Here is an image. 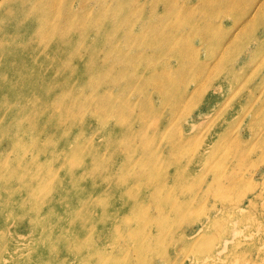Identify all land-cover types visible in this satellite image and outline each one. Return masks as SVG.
I'll list each match as a JSON object with an SVG mask.
<instances>
[{
  "label": "rangeland",
  "instance_id": "rangeland-1",
  "mask_svg": "<svg viewBox=\"0 0 264 264\" xmlns=\"http://www.w3.org/2000/svg\"><path fill=\"white\" fill-rule=\"evenodd\" d=\"M20 3L0 0V38L50 74L66 43L76 117L46 124L28 82L0 110V264H264V0ZM21 7L42 23L16 31Z\"/></svg>",
  "mask_w": 264,
  "mask_h": 264
},
{
  "label": "bare ground",
  "instance_id": "bare-ground-1",
  "mask_svg": "<svg viewBox=\"0 0 264 264\" xmlns=\"http://www.w3.org/2000/svg\"><path fill=\"white\" fill-rule=\"evenodd\" d=\"M21 2L20 5L25 7L23 3L27 0H18ZM125 5H120L119 8H124ZM23 7L17 8L16 13L20 16H24V18L17 22V30L16 31H28L31 27V24L28 23L29 20L32 24H34V19L37 21V24L42 23V19L38 14H34V16H29L27 10L23 13ZM26 9V8H25ZM10 14V10L5 11L0 16L6 17ZM11 16L14 15V12L10 14ZM39 29V28H38ZM104 31L108 34L111 30H107V27L103 26ZM208 29L205 27L203 31H207ZM19 34L14 32L5 33L3 37L0 38V90H2V94L0 96V100L3 102L0 105V110L8 109L10 107V103L5 104L7 100L17 102V96L15 95L14 90L20 85L25 84L26 82L29 83L28 87V95L26 96L27 99L25 103L31 105L36 111L46 113V121L45 123L58 121L64 122L67 119H74L76 117L75 110L70 108V103L64 99V95L61 89V85L67 81V64L69 60L74 59V55L65 54L63 51V47H65L66 43L62 41L51 42V50L55 52L60 60L56 62V67L59 68L58 72H54L50 74V72L46 71V59L41 55H46L45 52L41 53L38 56V59L35 62L34 56L38 53L35 49L31 47H26L19 44V41L22 38L18 37ZM117 35V34H115ZM10 41H15L14 47L10 46ZM60 52V55H59ZM105 56H108V52H104ZM92 52L90 51L89 55H87L88 61L91 59ZM57 57V58H58ZM56 58V59H57ZM95 60V57H93ZM222 55L219 59V65L222 63ZM96 61V60H95ZM63 70V72H62ZM80 73V78L83 77V72L80 69H76ZM41 74L40 76H36V74ZM111 73L109 70L108 74ZM79 105V103L77 104ZM56 107H60L63 111L59 115H54L52 111L55 110ZM38 109V110H37ZM91 109L95 111L97 109V105H91ZM35 115L37 113L34 111ZM34 119L33 114H18L17 117L12 116L11 119L8 118V121L12 123L10 125H19L21 121L19 120H28L29 124L30 121ZM16 121V122H14ZM19 121V122H17ZM13 138V136L11 137ZM19 167H22L19 166ZM37 175H34L32 180L30 181V186L35 185V187H40L44 183L42 180L44 179V175H41L36 179ZM96 179H103L107 181V177L105 174H99ZM111 181V180H110ZM110 181L108 183H110ZM62 182V180H61ZM81 179L77 176L74 177V180L70 182V186L63 183V189L59 191L60 202L63 203L65 198L68 196L70 198L74 197H81L83 196L80 190H77L75 184H79ZM112 182V181H111ZM111 188H116V183L112 182ZM127 186V193L129 194L130 184L125 183ZM84 190V189H82ZM14 191V190H13ZM87 195H91L88 191ZM22 196L19 197V199ZM40 199V198H38ZM22 200H26V196L22 197ZM27 201V200H26ZM30 206L38 205L37 199L29 202ZM62 225H65V222L61 221ZM67 223V221H66ZM79 230L76 231V236H79ZM80 238V237H78ZM77 238V239H78ZM81 249V248H79Z\"/></svg>",
  "mask_w": 264,
  "mask_h": 264
}]
</instances>
